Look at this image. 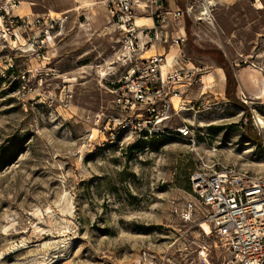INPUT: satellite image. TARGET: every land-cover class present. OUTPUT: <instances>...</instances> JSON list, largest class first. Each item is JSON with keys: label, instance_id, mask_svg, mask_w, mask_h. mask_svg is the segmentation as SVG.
<instances>
[{"label": "rangeland", "instance_id": "rangeland-1", "mask_svg": "<svg viewBox=\"0 0 264 264\" xmlns=\"http://www.w3.org/2000/svg\"><path fill=\"white\" fill-rule=\"evenodd\" d=\"M207 14L184 17L180 67L193 75L157 125L171 136L149 137L128 124L142 106L122 110L111 92L128 63L101 0H0V264H137L142 252L221 264L201 216L183 222L173 206L203 162L264 177V0Z\"/></svg>", "mask_w": 264, "mask_h": 264}, {"label": "built area", "instance_id": "built-area-1", "mask_svg": "<svg viewBox=\"0 0 264 264\" xmlns=\"http://www.w3.org/2000/svg\"><path fill=\"white\" fill-rule=\"evenodd\" d=\"M119 32L118 45L123 62L128 69L123 77L111 82V92L122 110L134 104L142 106L128 124L134 133L144 136L159 131L157 128L168 114L173 103L176 84L191 77L193 69H183L181 46L186 41L184 17L208 15L222 0H185L189 6L180 8L174 0H101ZM254 1V0H248ZM173 2V5L171 4ZM192 2L203 9L199 16L193 13ZM207 10L204 12V10ZM138 11L148 17L150 24L135 23ZM145 13H150L145 16ZM153 53L144 56L147 51ZM173 52V53H172ZM171 61L167 64V56ZM169 70L163 71L164 67ZM159 116V117H158ZM181 136L189 131L186 126L177 129ZM191 194L181 205L173 206V213L183 222H189L198 213L209 227L206 231L199 224L205 238H214L213 246L222 253L221 264H264V177H256L247 171L216 163L203 162L190 176ZM211 248L205 243L199 255ZM137 264H175L170 258L140 254Z\"/></svg>", "mask_w": 264, "mask_h": 264}, {"label": "bare ground", "instance_id": "bare-ground-1", "mask_svg": "<svg viewBox=\"0 0 264 264\" xmlns=\"http://www.w3.org/2000/svg\"><path fill=\"white\" fill-rule=\"evenodd\" d=\"M222 2H225V0H222ZM142 18H144V17L136 16V18H135V23H136V24H140V23H142V22H140V21H142ZM170 61H171V55H168V56H167V64H169ZM218 70H219V72H220V75H219V82H222V80H224V78H225V76H224V72L222 71L221 68H218ZM205 76H206L207 79H211V78H212V74H211V73H206ZM262 86H263L262 91H263V93H264V79L262 80ZM260 97H261V96H260V95H257V94H255V95L253 96V98H255V99H258V98H260ZM257 119H258V118H257ZM258 122H259L261 125H263V122H262L261 119H258ZM202 227H203V229H205L206 231H209V227H208V225H207L206 223L203 222V223H202Z\"/></svg>", "mask_w": 264, "mask_h": 264}, {"label": "trees", "instance_id": "trees-1", "mask_svg": "<svg viewBox=\"0 0 264 264\" xmlns=\"http://www.w3.org/2000/svg\"><path fill=\"white\" fill-rule=\"evenodd\" d=\"M221 67L224 71L225 80H226V90H225L226 96L229 98H233V96H231V94L233 95L235 92L236 79H235L234 75L232 74L229 65L221 64Z\"/></svg>", "mask_w": 264, "mask_h": 264}, {"label": "crops", "instance_id": "crops-1", "mask_svg": "<svg viewBox=\"0 0 264 264\" xmlns=\"http://www.w3.org/2000/svg\"><path fill=\"white\" fill-rule=\"evenodd\" d=\"M149 19H150V18H148V17H144V18H142V21H140V22H142V23H146V24H150L151 21H150V22H147ZM143 21H144V22H143ZM147 52H149V51H147ZM222 81H223V80H222Z\"/></svg>", "mask_w": 264, "mask_h": 264}]
</instances>
